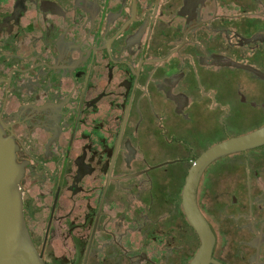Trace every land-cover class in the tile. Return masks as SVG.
I'll return each mask as SVG.
<instances>
[{
	"label": "flooded vegetation",
	"instance_id": "af4514ba",
	"mask_svg": "<svg viewBox=\"0 0 264 264\" xmlns=\"http://www.w3.org/2000/svg\"><path fill=\"white\" fill-rule=\"evenodd\" d=\"M263 54L264 0H0V130L44 262L194 264L187 163L264 127V90L223 97L235 113L212 95L226 67L264 81ZM239 111L261 120L233 135ZM156 152H180L170 163L185 176L152 177ZM197 198L215 232L209 264H264V145L214 159Z\"/></svg>",
	"mask_w": 264,
	"mask_h": 264
},
{
	"label": "water",
	"instance_id": "95a60500",
	"mask_svg": "<svg viewBox=\"0 0 264 264\" xmlns=\"http://www.w3.org/2000/svg\"><path fill=\"white\" fill-rule=\"evenodd\" d=\"M261 145H264V127L213 145L191 166L182 191V203L190 224L202 242L194 264L210 263L215 242L214 229L198 205V185L204 169L220 156ZM16 149L14 139L4 137L0 130V264H46L26 224L20 188L24 167L17 162Z\"/></svg>",
	"mask_w": 264,
	"mask_h": 264
},
{
	"label": "rangeland",
	"instance_id": "374dc122",
	"mask_svg": "<svg viewBox=\"0 0 264 264\" xmlns=\"http://www.w3.org/2000/svg\"><path fill=\"white\" fill-rule=\"evenodd\" d=\"M253 64L258 69H260L261 72L264 73V54L261 55L259 60H257ZM206 86L207 85L204 86V90H206ZM213 86H214V90L212 91V95L214 96V100L216 101V102H214V105L216 106L219 114H223V113L227 112V110H226L227 107L230 109L231 106L233 107L232 111L235 113V112H237L238 107L243 108V106L242 105L239 106L238 103H236V100H234V99H226L225 100V99H223V97L228 96L230 93H232V94L235 93V95H237L239 92H246V93L250 94L253 91H256V89L264 90V81L261 80L260 78L256 77V76H254L250 72L245 71L241 68H237V67L236 68H234V67L228 68V67H226V69H220V72H219L218 77H217V81ZM208 88L209 89L211 88L210 85H209V87H207V89ZM208 96L209 97L211 96V91L208 92ZM203 97H204V95H203ZM237 102H239V101H237ZM245 109L247 111L251 112V109L248 106ZM240 111H239L238 115H236V117L233 121H230L228 118L226 120L229 123L230 132L233 135H236L238 133H243V132H246V131L252 129L254 124L258 120H261V116L260 117H250V118H246L245 120H243L239 116ZM262 120H264V118ZM246 121H248L249 123H247ZM218 133H219V137L222 136L221 131H219ZM180 154L181 153L178 152V153H176V155L171 156L168 153L165 155L164 153H157L156 152L155 153L156 158H159V159H155V160L151 161L153 163L150 162L149 165L157 164V163H160L161 161H164V162H161V163H164V166L160 165L161 164L160 163L158 165L160 167V169L154 168L153 171L150 172V175L152 177H154L155 174L156 175L160 174L161 177L165 178L168 176V174L164 173V171H166V170L172 171L174 169V167H176V166H178V168L180 169L179 174L182 173V175H184L185 171H184L183 165L179 166V164H176L175 166H172L173 164L170 163L175 158L177 159ZM160 158H161V160H160ZM154 196L156 197L157 194H155Z\"/></svg>",
	"mask_w": 264,
	"mask_h": 264
},
{
	"label": "trees",
	"instance_id": "16d2710c",
	"mask_svg": "<svg viewBox=\"0 0 264 264\" xmlns=\"http://www.w3.org/2000/svg\"><path fill=\"white\" fill-rule=\"evenodd\" d=\"M192 164H193L192 162L187 163V170L192 166ZM186 174H187V171H186ZM182 183H184V180H183ZM181 187H182V185H181Z\"/></svg>",
	"mask_w": 264,
	"mask_h": 264
}]
</instances>
